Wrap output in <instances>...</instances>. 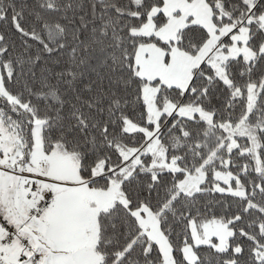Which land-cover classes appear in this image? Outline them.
Instances as JSON below:
<instances>
[{"label":"snow or ice","instance_id":"snow-or-ice-1","mask_svg":"<svg viewBox=\"0 0 264 264\" xmlns=\"http://www.w3.org/2000/svg\"><path fill=\"white\" fill-rule=\"evenodd\" d=\"M0 264H264V0H0Z\"/></svg>","mask_w":264,"mask_h":264}]
</instances>
